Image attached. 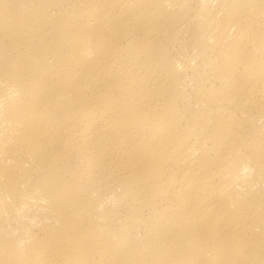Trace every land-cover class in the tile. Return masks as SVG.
I'll list each match as a JSON object with an SVG mask.
<instances>
[{
	"label": "bare ground",
	"instance_id": "obj_1",
	"mask_svg": "<svg viewBox=\"0 0 264 264\" xmlns=\"http://www.w3.org/2000/svg\"><path fill=\"white\" fill-rule=\"evenodd\" d=\"M0 264H264V0H0Z\"/></svg>",
	"mask_w": 264,
	"mask_h": 264
}]
</instances>
